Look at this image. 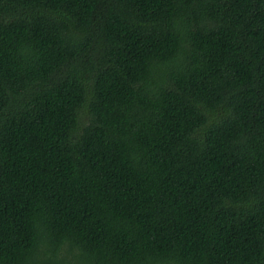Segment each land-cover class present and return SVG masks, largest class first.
Wrapping results in <instances>:
<instances>
[{
    "label": "trees",
    "instance_id": "1",
    "mask_svg": "<svg viewBox=\"0 0 264 264\" xmlns=\"http://www.w3.org/2000/svg\"><path fill=\"white\" fill-rule=\"evenodd\" d=\"M0 264H264V0H0Z\"/></svg>",
    "mask_w": 264,
    "mask_h": 264
}]
</instances>
